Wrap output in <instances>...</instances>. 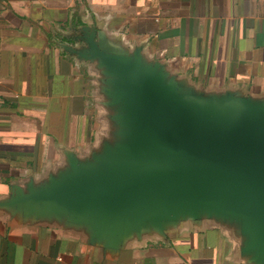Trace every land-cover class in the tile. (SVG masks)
<instances>
[{"label":"crops","instance_id":"1","mask_svg":"<svg viewBox=\"0 0 264 264\" xmlns=\"http://www.w3.org/2000/svg\"><path fill=\"white\" fill-rule=\"evenodd\" d=\"M89 41L202 95L264 102V0H0V264H262L235 220L181 215L111 246L20 201L121 141Z\"/></svg>","mask_w":264,"mask_h":264},{"label":"water","instance_id":"2","mask_svg":"<svg viewBox=\"0 0 264 264\" xmlns=\"http://www.w3.org/2000/svg\"><path fill=\"white\" fill-rule=\"evenodd\" d=\"M82 57L110 78L121 141L20 201L86 221L111 246L144 224L181 215L235 220L247 239L243 252L264 264V102L202 95L161 63L146 65L92 41Z\"/></svg>","mask_w":264,"mask_h":264}]
</instances>
